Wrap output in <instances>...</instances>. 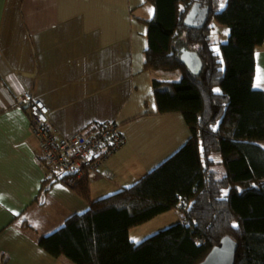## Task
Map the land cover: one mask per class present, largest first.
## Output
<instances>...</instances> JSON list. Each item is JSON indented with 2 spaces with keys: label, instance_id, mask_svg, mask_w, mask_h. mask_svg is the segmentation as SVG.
<instances>
[{
  "label": "trees",
  "instance_id": "16d2710c",
  "mask_svg": "<svg viewBox=\"0 0 264 264\" xmlns=\"http://www.w3.org/2000/svg\"><path fill=\"white\" fill-rule=\"evenodd\" d=\"M144 3L153 8L145 22L144 70L181 75L177 82L152 80L157 113L180 114L190 138L107 197L90 200L88 182L81 181L73 191L89 209L38 244L70 264H199L228 237L237 244L234 264H264V92L253 83L264 0H226L220 11V0ZM196 6L208 9L200 30L183 24ZM211 21L227 27L226 43L210 40ZM181 51L197 54L199 73L182 65ZM57 181L46 178L41 191ZM168 211L178 223L141 243L130 240L132 228Z\"/></svg>",
  "mask_w": 264,
  "mask_h": 264
},
{
  "label": "crops",
  "instance_id": "0c3cea01",
  "mask_svg": "<svg viewBox=\"0 0 264 264\" xmlns=\"http://www.w3.org/2000/svg\"><path fill=\"white\" fill-rule=\"evenodd\" d=\"M152 16L144 0H0V264H70L38 241L89 209L59 181L41 191L52 175L16 105L22 93L48 108L63 138L118 126L124 144L88 181L92 201L136 183L189 140L180 114L157 113L152 80H162L144 70ZM254 57V87L264 92V42Z\"/></svg>",
  "mask_w": 264,
  "mask_h": 264
},
{
  "label": "built area",
  "instance_id": "2783aa9c",
  "mask_svg": "<svg viewBox=\"0 0 264 264\" xmlns=\"http://www.w3.org/2000/svg\"><path fill=\"white\" fill-rule=\"evenodd\" d=\"M16 105L26 110L31 134L38 140L36 159L59 182L74 189L81 181L98 179L102 161L124 144L118 126L104 123L94 131L82 130L70 138L55 135L49 125V110L30 93H22ZM199 244L201 240L196 239Z\"/></svg>",
  "mask_w": 264,
  "mask_h": 264
},
{
  "label": "water",
  "instance_id": "95a60500",
  "mask_svg": "<svg viewBox=\"0 0 264 264\" xmlns=\"http://www.w3.org/2000/svg\"><path fill=\"white\" fill-rule=\"evenodd\" d=\"M208 17V9L194 7L186 16L183 24L189 29H202ZM180 62L191 73L201 71V62L195 52H181ZM237 244L228 237H224L199 264H234Z\"/></svg>",
  "mask_w": 264,
  "mask_h": 264
},
{
  "label": "rangeland",
  "instance_id": "374dc122",
  "mask_svg": "<svg viewBox=\"0 0 264 264\" xmlns=\"http://www.w3.org/2000/svg\"><path fill=\"white\" fill-rule=\"evenodd\" d=\"M225 2L226 0H220V3L217 8L218 11L223 8L221 7V4L225 5ZM228 34L229 31L227 30V27L217 25L216 23H214V21L210 22L209 38L212 42L226 43L228 41ZM154 74L156 75V77L159 76L162 81L167 82H177L180 80L181 77L179 72H162V74L159 75L158 73L154 72ZM176 223H178L177 213L175 211H168L142 225L132 228L129 231V233L131 234L130 240L133 242L135 241V243H141V241H144L145 239L155 235L156 233L170 228Z\"/></svg>",
  "mask_w": 264,
  "mask_h": 264
},
{
  "label": "snow or ice",
  "instance_id": "6c2138e0",
  "mask_svg": "<svg viewBox=\"0 0 264 264\" xmlns=\"http://www.w3.org/2000/svg\"><path fill=\"white\" fill-rule=\"evenodd\" d=\"M224 5L223 4H221V7H223Z\"/></svg>",
  "mask_w": 264,
  "mask_h": 264
},
{
  "label": "flooded vegetation",
  "instance_id": "af4514ba",
  "mask_svg": "<svg viewBox=\"0 0 264 264\" xmlns=\"http://www.w3.org/2000/svg\"><path fill=\"white\" fill-rule=\"evenodd\" d=\"M182 52V51H181Z\"/></svg>",
  "mask_w": 264,
  "mask_h": 264
}]
</instances>
